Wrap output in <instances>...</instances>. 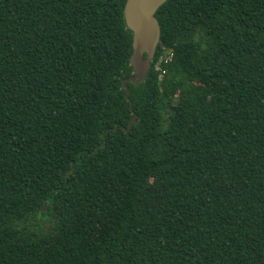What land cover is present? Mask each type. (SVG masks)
<instances>
[{
  "label": "trees",
  "instance_id": "obj_1",
  "mask_svg": "<svg viewBox=\"0 0 264 264\" xmlns=\"http://www.w3.org/2000/svg\"><path fill=\"white\" fill-rule=\"evenodd\" d=\"M126 2L0 0V264H264V0H168L128 97Z\"/></svg>",
  "mask_w": 264,
  "mask_h": 264
},
{
  "label": "water",
  "instance_id": "obj_2",
  "mask_svg": "<svg viewBox=\"0 0 264 264\" xmlns=\"http://www.w3.org/2000/svg\"><path fill=\"white\" fill-rule=\"evenodd\" d=\"M167 1L127 0L126 2L124 16L127 27L133 33L131 64L135 73L133 77L123 83L126 97L130 93L129 81L133 82L135 86H139L148 77L152 61L161 41V27L156 14ZM133 123L137 124V122Z\"/></svg>",
  "mask_w": 264,
  "mask_h": 264
}]
</instances>
